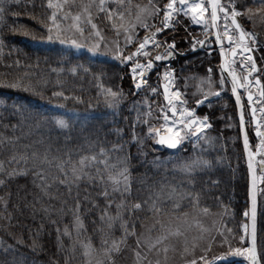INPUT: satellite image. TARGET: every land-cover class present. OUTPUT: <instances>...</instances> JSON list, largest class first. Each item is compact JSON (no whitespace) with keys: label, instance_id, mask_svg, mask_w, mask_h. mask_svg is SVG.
<instances>
[{"label":"trees","instance_id":"obj_1","mask_svg":"<svg viewBox=\"0 0 264 264\" xmlns=\"http://www.w3.org/2000/svg\"><path fill=\"white\" fill-rule=\"evenodd\" d=\"M155 1L159 3L163 0ZM138 2L139 0H123V4L120 5L119 0H116L110 7L125 13L129 10L128 6H136L126 4ZM4 6L3 20L0 21V41L3 42L0 46V138L7 137L9 140L0 147V160L5 162V168L8 170L13 167H24L23 161L19 165L8 163L9 157L13 155H27L29 160L26 166L27 174H19L10 179L4 176L5 184L0 185V198H2L0 199V259L7 260L8 264H12L13 259L15 264H71L78 258L74 257L73 251L67 248L73 237L65 235L64 228L67 227L70 233L73 232L70 223L74 220L73 210L77 195L81 204L80 219L84 227L83 231L85 230L84 234L87 236L84 237L82 234L81 240L86 242L88 238L93 247L97 245L102 247L103 239L116 240L121 237L122 230H125L123 225H120L121 222L126 221V228L129 231L130 228L133 229V225L129 224L131 216L132 218L135 216L138 220L149 217L147 215L149 212L145 208L140 216L141 209H132V204L137 201L143 202L145 199L149 201L152 198L150 193L154 188L152 185L146 186L151 182L145 181L147 177H141L143 172L146 174L145 163L152 158L155 150L145 131V128L153 124L150 122L152 118L146 117L147 120L144 119V122L140 120L139 113L146 103L140 101H144L143 95L133 94L130 88H124L123 84L129 86V82L125 83L122 79L125 68L120 62L92 55L86 51L76 53L69 49L64 50L59 44L45 38L47 28L40 20L51 24L47 16L54 10L47 8V0H18V2L6 0ZM171 39H176V50L187 47V38L180 27L170 35L168 40ZM200 56L204 55L201 53L193 55L192 61H188L186 57H176L177 67H182L180 73L183 75L189 73L191 75L189 77L198 75L199 71L192 73L195 67L199 63L203 66L209 61L208 57L203 61ZM17 61L20 63L17 64ZM73 67L77 68L75 74L70 71ZM16 82L30 84L35 91L10 86ZM108 89L122 93L116 108L109 107L105 102L104 93ZM61 91L68 97L67 99L52 95L53 92ZM221 100L212 101L208 108L201 105L198 113L206 115L208 112L216 116L217 112L213 111L214 105ZM195 104L190 103V105ZM54 118H64L68 121L69 127L58 128ZM212 123L215 126L213 130L217 132L211 128L213 131L211 135L215 140L209 146V153L207 152L206 155L209 159H214L213 167L208 169L207 173L202 172L195 180V186L190 189L199 191L203 198L199 200L198 206L201 209H209L211 214L217 210H228L231 201L236 203L232 210L234 218L230 219L229 224L233 221L238 225L241 219L240 212L245 207L242 199L230 200L224 195L230 188L228 185L224 187L223 181L218 183V188L221 190L217 192L215 191L218 188L211 183L222 171L232 169L223 165L232 164L235 153L240 148L237 127L233 125L232 128L227 127L219 131L218 121ZM133 132L139 138L137 141L132 140ZM114 145L119 147L114 149ZM101 148L105 149L110 163H115L118 158L126 155L130 157L128 167L131 195L122 196L119 192H111L107 181H101L99 178L100 175L106 177L107 173L103 171L97 173L95 166L89 169L93 179L80 181L79 187L73 185L71 194L64 185L56 182H51L50 195H44L37 187L39 180L32 174L33 152L37 153L39 158L47 153L49 159L53 157L66 159L70 154L73 161H78L81 155L99 154ZM56 162L52 160L53 166L50 168L53 176L58 175L54 167ZM216 164H221L224 169L222 170L221 167L218 169ZM44 167L49 168L48 165ZM99 167L103 169V165ZM238 167L240 168L239 164ZM243 175V173L240 175L241 181L239 178L234 180L233 185L235 184L237 188L242 186V189L244 186ZM105 187H108L110 192L108 199L124 197L125 209L131 213V216L120 213L121 217L117 218V223L110 234L98 231L102 228L103 222L97 217L101 218L105 210L111 211L116 204L105 206L107 205L105 197L99 195ZM259 190L263 193L262 198L259 199L258 214L261 248L259 255L262 258L261 264H264V183ZM230 192L232 193V189ZM141 193L145 197L142 201L135 198ZM239 195L240 191L237 189L234 196ZM149 204L150 202L143 206L149 207ZM193 204L192 201L184 203L179 206L177 212L192 208ZM45 208L48 209L47 212ZM153 216L155 213H152L151 217ZM57 228L60 229L59 233ZM135 229L138 228L134 225V231ZM8 246L14 251L10 250L4 255L3 249Z\"/></svg>","mask_w":264,"mask_h":264},{"label":"rangeland","instance_id":"obj_2","mask_svg":"<svg viewBox=\"0 0 264 264\" xmlns=\"http://www.w3.org/2000/svg\"><path fill=\"white\" fill-rule=\"evenodd\" d=\"M59 2L63 3V0H59ZM115 2L116 0H105L106 5L109 7L111 3ZM155 2L154 3L156 5L163 8L164 4L166 3V0H163L159 3L158 1ZM221 2L225 4V6L231 7V5H228L227 0H221ZM86 3L93 4V7L91 9L92 15L90 17L92 21L91 24L87 22L89 17L84 14L81 15L79 21L73 19V16L81 12L82 5ZM98 3L99 0H68V3L64 4L63 9L58 10L57 12V22L60 25V29L63 30L64 36H75V38L82 45L80 48H76L68 44H61L59 40L52 41L59 44L64 50L69 49L76 53L86 51L90 52L92 55L100 56L102 58H109L111 60L114 59L118 63L120 62V64L125 68L122 74V79L123 81H125V83L129 82L130 86L129 87L128 85L126 86L125 84H123L124 88H130L133 94L143 95L144 101H140L146 104L145 106H143V109H141L139 113L140 120L144 122V119L147 120V118L149 119L151 117L152 119L150 120V122H153V124L150 127H152L153 129H160L163 133L168 132L166 125L171 126L173 119H181V117L179 116V112L183 110V107L195 109L194 105H190V103L193 104L196 102V100L199 99L203 102H207L205 106L206 108H208V102H211V99L217 96L215 95L217 91L219 92L218 96L222 100L218 101V103L214 105L215 109L213 111L217 112L216 116H213L207 112L206 116L209 117V122H211L212 125V121L217 120L219 123V131H222L227 127L232 128L233 125L234 127H236L235 119L233 120V114L235 112L231 101L230 92L226 86V83L224 84L223 88H221L220 85L221 73L219 67L221 64V58L217 55L215 47L212 46L213 34L210 28L209 13L205 14V20L208 21L207 32L205 31V24H197L193 22L191 19V15L185 16L183 13H179L178 15L173 17V20L168 28H162V14L155 18L148 17L149 24H155V26L162 28V31L156 34V42L160 43L161 47L156 48L153 46L152 43H150L146 49L149 51L148 57L144 55H133L132 60H122L120 56L117 55V53H119L121 56H128L130 54L135 53L138 44L146 36L151 35L150 31H147L139 26H136L135 28H129L130 25L136 24V16L138 13L141 14L142 17L146 15L145 13H141V9L145 6H148L149 1L144 2L143 0H139V2L136 4H126L136 6H128L129 10L124 13L123 18L118 17L117 11L113 10L112 19L108 18L107 12L98 11L96 7ZM120 5L122 4L120 3ZM235 7L241 10V15L237 16V19L239 20L243 30L255 34L256 43L252 44L251 39L248 38V44L252 48V51L254 53V61L256 62L258 69L256 75L260 78L261 85L264 86V6L260 4V0H235ZM248 8L252 9L251 13L247 12ZM258 8L260 9L259 12L257 11ZM65 15H67V19L64 18ZM223 15L224 14L219 15V28L221 36H223L225 27V20L223 18ZM227 23L230 26L229 20L227 21ZM92 24H95L96 27L93 28ZM77 25L83 28L84 35H80L76 31ZM177 27L181 28V30L183 31V35L185 36V38H187V50L186 48H184L183 50L179 49L180 52L178 53H176V49L172 50L168 47V45H170L173 41L176 42V39L168 40V38L175 32ZM125 29H128V31H125ZM229 31L233 34L234 39H236L235 33L233 32L231 27H229ZM97 33L99 34L97 35ZM52 34L53 36H55V29H53ZM47 35L48 30L46 31L45 38H47ZM129 35L132 37L131 43H129L127 39ZM199 40H204L205 43L203 45L196 43ZM194 43L196 44L195 49H193L192 47ZM96 45H99L97 50L95 52L91 51V49ZM202 48L204 49L202 53L204 56H200L201 60L204 61V58L206 56H209V61L203 66H201V63H199L195 67V71L192 73H195L197 71H199L200 73L193 77H189L191 76L189 73H187V75H183V73H180L182 67H177V64H175V66H171L173 54L171 56H166L165 59L159 61L154 60V57L157 54L165 55L167 51L170 50L175 54V56H180L182 54H192L195 50H201ZM190 49H192V52H189ZM229 49L230 48L225 49V56H227ZM148 58L153 59L154 66L151 69L150 74H147V84L144 85L139 91H137L134 88L133 73L131 69L135 61L145 63ZM192 60L193 57L191 58V61ZM233 61L235 62L232 63ZM233 61H229L230 67L236 73H238L240 77L246 74L245 70L239 69L238 65V63L241 61H244V63L247 64L245 55L239 54ZM170 68L174 69V71L176 72L174 79L176 80V82L174 86H171V90L175 91L178 89L181 94V100L186 102L184 104H181L180 102L174 101L177 107V115L174 118L169 113L170 108L167 106V104L163 103V98L158 86L160 80L164 82L163 73L168 71V69ZM157 70L159 71V77L158 75H156L157 72L154 75V71ZM209 78L211 79V84H209ZM151 88H156L157 91L153 93L151 91ZM250 90L254 93L258 92V88L254 86ZM209 91H211L213 94L208 95L207 99H205L204 95ZM239 95L241 104L244 105V116L246 119V132L249 140V148L251 151L257 153L254 156L253 160L256 171L258 173L259 186L261 188L264 183V169H262L259 163L261 159V153H258L256 150V145L259 143V139L254 137V129L251 125V118L248 115V107L244 99H242L243 94ZM185 97L189 98L190 103L186 101ZM139 103L141 105V102ZM256 107L259 108L260 105L256 104ZM161 109H163V111H161ZM164 114H167L169 117V120L167 122L163 119ZM196 115L205 116L200 115L198 112H196ZM261 115V113L257 112V117H259V119L261 118ZM180 127L181 125L176 124L173 130L179 129ZM211 128L213 130L215 129V126L212 125ZM211 128L206 129L205 132L208 136L213 137L211 134L215 130L212 131ZM148 129L149 128H145L147 134ZM181 135H183V132H181ZM147 136L149 137V140H151L150 143L155 147V150H153L152 158L145 163L146 174L143 172L141 174V177H147L145 181L151 182L146 186H153L154 189L150 193L152 197L154 196V193L156 191L160 190L161 185L164 186L165 193L170 192L172 188H175V194L172 195L170 199L164 197L161 198L160 206L162 208V212L160 214H155V216L153 217L151 216L154 212L150 209V204L149 207H146V205L142 206L140 216L142 215L143 208H145L149 212L147 214L149 217H145L144 220H138L135 216L132 218L131 213L125 209V205L119 209V212L122 213L124 216H131L129 224L133 226L135 225L138 229H135L134 234L131 228L127 234L125 233V230H122L121 237L116 239L117 241H120L123 238V242L119 245L120 251L118 253H113L114 264H137L135 250H139L141 252L142 257L145 255L147 256V259L141 260V264H149V261H151L152 264H156L157 260H159L161 264H185L187 259H191L194 256L199 257L201 255H206V258L211 261V258L213 256L219 255L221 252L227 250L226 245L221 246L219 243L222 237L216 231L217 229L224 230V235L227 236L228 242L233 247H248L249 237L248 234L245 233L243 228V225L247 224V216H245L244 213L247 212L248 204V177L245 162L243 159V151L241 148V144L238 152L235 153V159L233 160V163H226L223 165V167H228L229 169H232L222 171L219 176H217V178L213 179V181L211 182L213 185H215V188H218V183L223 181L224 187L225 185H228V188H230V190H226V194L224 195H227L230 200L237 201L238 198L242 199V203L245 205V207L240 212L241 219L238 225H236L235 223H233V221H231V223L229 224L230 219L234 218L232 210L234 209V205L236 203L231 201V203L228 205V210H217L214 211L212 214L209 211L205 213L203 209L198 206V203L200 202L199 200H201L203 196L199 194V191H194L190 189L195 186V180L200 177V174L202 172L205 171L207 173V170L213 167L212 163L214 162V159H209V157H207L206 155L207 152L209 153L210 145L205 144L203 140H201L199 143H196L194 138L184 139L182 140L181 145L186 143L185 146L180 151L172 153V151L169 152L166 149L156 147L153 144L155 141L154 133L152 136H149V134ZM197 158H202L211 161V167L196 169L190 175L184 173L181 170L180 165L183 162L191 161ZM238 164L240 168L238 167ZM216 167L218 169H220V167L222 168V170L224 169L221 164H216ZM241 173L244 174V186L242 189V186L237 188L235 184L233 185L235 179H240ZM205 181H203V183H206ZM185 187L188 189V191ZM231 189L232 193L230 192ZM237 189L238 191H240V195L234 196L237 192ZM219 190L221 189L218 188L215 192ZM259 192L260 199L262 198L263 193L261 190H259ZM193 197H197V199H193ZM135 198L142 201L145 197L141 193L138 195V197ZM110 200L112 201L111 204L109 205L107 203V205L105 206L109 207L113 203H116L114 208L111 211L106 210L107 215L104 216V219L101 220L100 217H97L98 219H100V222H103L101 223L102 228H99L98 231H104L107 234H110L113 231L117 223V218L112 221H109L108 218L110 216L116 217L118 211L116 206L122 201L124 202L125 198L111 197ZM144 201H147V199H145ZM191 201L192 203H194L192 208L182 210V212H177L178 208H180L179 206L184 203L187 204ZM149 202L151 203L150 200ZM175 205L179 206L176 207ZM119 217H121V215ZM125 219L127 220V217H125ZM72 221L73 223L70 224H72L71 230H73V232L71 233V236L73 237V239L70 241L67 248L71 249L73 251L72 253L74 254V257H77L78 259L77 261H72L71 264H84V258L81 255L83 249L81 248L80 242L83 241L81 240L83 239L82 234L84 237L87 236L84 234V227H82V229H78L75 226V220ZM259 223L260 221L258 220L257 250L260 254L261 248L259 245ZM120 225H123V227L126 228L127 223L126 221H124L123 223L121 222ZM226 229H231V231L228 232ZM177 230L179 231V234H176ZM162 233H170L168 235L167 240L164 241V245H167L168 248L166 260L164 259L165 254L162 251L159 253L155 250L149 252L145 246L146 241L154 240L157 236L161 235ZM241 236L245 237L243 241H241L240 239ZM138 237L141 241V247L139 249H137ZM208 237H215V241L212 242L211 250L205 254L203 248L208 243ZM86 239L89 240L88 238ZM108 240L109 243H111L113 238H110ZM194 242L197 245L195 249L192 248ZM160 247H163V245H161ZM185 247L189 249L188 252L184 251ZM93 248L95 249V251L93 252L91 257L92 264H96V260H101L103 264H108L107 260L105 259L104 253L101 250L102 247H100V245H97ZM227 259L230 263L249 264V261L244 256L230 255ZM198 264H203V262L198 261Z\"/></svg>","mask_w":264,"mask_h":264},{"label":"snow or ice","instance_id":"obj_3","mask_svg":"<svg viewBox=\"0 0 264 264\" xmlns=\"http://www.w3.org/2000/svg\"><path fill=\"white\" fill-rule=\"evenodd\" d=\"M14 2H18V0H14ZM121 4H123V0H119ZM5 3L6 0H0V21L3 20V14L5 12ZM68 0H63V3L59 2V0H47V8L48 9H54L50 15L47 16V20L51 21V24H46L41 19L40 22L44 24V26L48 30L47 39L49 41L52 40H59L61 44H68L71 46H74L76 48H80L82 45L79 43V41L75 38V36L71 37H65L63 34V30L60 29V25L58 24V10H62L64 7V4H67ZM228 5H231V7L225 6L221 2V0H166V3L164 4L163 8L159 7L154 3V0H149V5L145 6L141 9V13H145V16H141V14H137L136 16V24L130 25L129 28H135L136 26L142 27L147 31L151 32L150 36H146L136 47V51L133 54H130L128 56H121L119 53H117L118 56L122 60H132L133 55L139 56L144 55L146 57L149 56V51L146 50L148 45L150 43L153 44L154 47L159 48L161 47V44L156 42V34L162 31V28H168L170 26V23L173 20V17L178 15L179 13H183L185 16L191 15V19L193 22L197 24H205V31L207 32V24L208 21L205 20V14L209 13L210 9V20H211V26L215 28L216 22L218 19H220L218 13H223V18L225 20V27L223 36H221L220 32L217 31L216 33V42L221 45V55H224V49H223V41L224 38H227V41L229 45H235L233 47H230V51L232 52L233 56H236L237 49H241L240 55H243L244 53H250L252 51V48L249 46L248 43H246V38H250L252 44L256 43V37L254 33L246 32L243 30L240 26V24L237 22V16L241 15V10L237 9L235 7V0H227ZM260 4L264 6V0H260ZM93 4L92 3H86L83 4L81 7V12L77 13L75 16H73L74 20L79 21L81 18V15L84 14L89 19L87 20L88 23H92L90 17L92 15V9ZM99 12H107L108 18L112 19V11L113 9L106 5L105 0H99L98 5H96ZM139 7V6H138ZM257 11L259 12L260 9L258 8ZM248 13L252 12L251 8L247 9ZM162 14V28L155 26V24H149L148 23V17L155 18ZM117 16L120 18H123L124 13L121 11H117ZM229 17H231V25H234V31L239 33L238 38L234 39L233 34L229 31V25L227 23ZM67 19V15L64 17ZM251 18V17H250ZM33 19H38L37 17H33ZM115 26V25H114ZM92 27L95 28L96 25L92 24ZM53 29L56 30L55 36H53ZM76 31L80 35H84L83 28L79 27L77 25ZM125 31H128V29H125ZM99 33H97L98 35ZM63 37V38H62ZM128 42L131 43L132 37L129 35L127 37ZM2 41H0V46H2ZM167 43V42H165ZM196 43H199L200 45H203L205 43L204 40H199ZM99 45L94 46L91 51L95 52ZM169 49L174 50L175 49V41H173L170 45H168ZM193 49H195L196 44L194 43L192 45ZM173 52L167 51L165 55L157 54L154 57V60L159 61L162 59H165L166 56H171ZM247 64L244 63V61H241V67L245 70L247 75H244L242 78L237 75V73L230 67V65L226 62L223 65V70L228 72V76L231 77V91L236 96V103L238 107L241 108L240 113V125L241 130L243 131L245 120H244V114H243V105H241L240 95L238 94V88H244L247 91V99L249 106L251 108V117L252 120L255 123V134L259 139V143L256 145V150L258 153H261V159L259 161L262 169H264V86L259 88L258 92V98L254 101L253 99V93L250 90V86L252 85L253 81L249 79V75L251 73H255L258 71L256 62L252 58L251 55L246 56ZM233 61L232 63H234ZM17 64L20 62L17 61ZM154 62L152 58H148L145 63H140L139 61H135L133 63L132 67V73H133V83L134 88L139 91L144 85L147 84V73L153 68ZM53 71H57V69H53ZM72 73H76L77 68L73 67L70 69ZM87 71V69H85ZM164 80L167 81L164 84V98L167 102V106L170 108L172 112V117L174 118L177 115V107L174 101L180 102L181 104L186 103L185 101L181 100V94L179 90L169 92V85L172 83V71H166L163 73ZM139 78V79H137ZM209 84H211V79L209 78ZM225 84V77L223 74L220 78V85L221 88H223ZM255 85L260 86L261 80L259 77H255ZM14 88H24L26 91H35L34 88L31 87L30 84H23L21 82H16L10 85ZM151 91L155 93L157 91L156 88H151ZM213 94L211 91L208 93H205L204 98L207 99L208 95ZM53 96L56 97H64V99H67L68 97L65 96V94L61 92H53ZM105 102L106 104L111 108L118 107L120 100L122 98V93H118L115 91H112L111 89H108L105 93ZM215 95H219V92L217 91ZM203 101L202 100H196V104L200 105ZM259 104L260 107L257 108L255 105ZM163 111V109H161ZM257 112L261 113V118L257 119ZM179 116L181 117L180 120H172V125L167 126V130L170 133L168 136H161L159 133V130L153 129L152 127H149L148 134L149 136H152L153 133L155 136L159 137L158 143L160 144H167L170 148H175L178 144L181 143L184 139L194 138L196 143H199L201 140L204 141L205 144L211 145L213 141L215 140L214 137H210L205 132L206 129H210L212 127L211 123L209 122L208 116H197L195 109L183 107V110L179 112ZM163 119L167 122L169 120V117L167 114H164ZM146 122V121H145ZM54 123L58 128L65 129L69 127L68 121L64 118H54ZM176 124L181 125L179 129L173 130L174 126ZM15 127V125L13 126ZM181 132H183V135H181ZM139 138L136 136L135 132H133L132 140L137 141ZM6 140H9V138L4 137L0 138V147L4 146V143ZM142 143V141H140ZM244 148L248 155V168L249 171L252 172L253 170V159L254 156L257 154L251 150H249V140L248 136L245 133L243 138ZM119 146L114 145L113 148L116 149ZM32 174L34 177H36L39 180V184H37V187L40 188L41 192L44 195H50L49 188L51 187V182L59 183L60 185H64L67 189L69 194H71V190L73 185L79 187V182L85 179H93L89 169L93 166L96 167V172L101 173L106 172V177L104 175H100V180L104 181L106 180L107 183L111 187V192H119L121 195L131 194V182H130V172H129V156H124L122 158H118L115 163H110L108 154L106 153L105 149L101 148L99 154L92 153V154H84L81 155L78 159V161H73L70 154H68L67 158H59V157H53L52 159H49V156L47 153L44 154L42 158H39L37 156V153H32ZM29 157L27 155H13L9 157V164H17L19 165L21 161H23L24 167H13L11 170H8L5 168V162L3 160H0V185L5 184L4 176H7L9 179L19 175V174H27L28 168L26 167L28 164ZM52 160H56L54 167L58 171V175L53 176L51 174L50 168L52 165ZM44 165H48L49 168L46 169ZM99 165H103V169L99 167ZM211 167V161L197 158L191 161L183 162L180 165L181 170L186 174H192L196 169L199 168H210ZM35 182V181H34ZM255 186V178H253V188ZM175 194V188H172L170 192L165 193L164 192V186L161 185V188L159 191H156L154 193V196L150 198V209L155 214H160L162 212V208L160 206L161 198H168L170 199L172 195ZM250 196L252 200V206H251V231L249 233V226L247 224L243 225L244 231L246 234L250 235V244L248 247H233L229 242L226 235H224V230L217 229L216 231L221 235L222 239L220 240L221 246H227V250L224 252H221L219 255H215L211 258V261H209L206 258V255H201L199 257H193L191 259H187L185 264H198V261H202L203 264H216L218 261L226 260L230 255L231 256H244L248 261L249 264H261V256L258 253L257 250V243H256V196L255 192L250 189ZM99 195L105 197L107 203L110 205L111 200L108 199L110 197V192L108 190V187L103 188ZM2 199V198H0ZM87 199V197H85ZM193 199H197V197H193ZM149 201H137L132 204V209H141L143 204H148ZM124 206L123 201L120 204H117V214L116 217H109V221H112L120 216L119 209ZM178 207L179 205H175ZM80 200L77 195V199L75 200V207L73 210L74 220H75V226L78 229H82L83 224L80 219ZM5 208H6V202H5ZM45 212L48 211L47 208L44 209ZM203 211L207 213L209 209L204 208ZM107 215V211L105 210L104 213L101 216V219H104V216ZM245 216H248L249 213L245 212ZM10 219V217H8ZM55 223V221H53ZM228 232L231 231V229H226ZM129 229L125 228V233L127 234ZM57 232H60V229L57 228ZM132 232L134 234V226L132 229ZM65 235H71L69 232V229L65 227L64 229ZM79 234V233H78ZM168 234L162 233L161 235L157 236L154 240L146 241L145 246L147 250L156 252H163L164 259H167V245H164V241L167 240ZM179 234V231L177 230V233ZM241 241L245 239L244 236L240 237ZM215 241V237H208V243L203 248L204 253L206 254L208 251L211 250L212 242ZM123 242V238L120 241H117L113 239L111 243H109L108 239L102 240V251L104 253L105 259L107 260L108 264H114V257L113 253H118L120 251V243ZM81 248L83 249L81 255L84 258V264H92V254L95 251L93 248V245L91 243V240H88L87 242L81 241ZM163 245V247H160ZM196 243L194 242L192 245V248L195 249ZM141 247V241L139 237L137 238V249ZM14 249H12L11 246H8L7 248L3 249V254L7 255L8 252ZM185 252H188L189 249L185 247ZM135 256L137 258V264H141L142 259H147V256L141 255V252L139 250H135ZM67 260V258H66ZM0 264H8L7 260L0 259ZM12 264H15V261L13 259ZM96 264H103L101 260H96ZM149 264H152L151 261H149ZM156 264H161L159 260L156 261Z\"/></svg>","mask_w":264,"mask_h":264},{"label":"water","instance_id":"obj_4","mask_svg":"<svg viewBox=\"0 0 264 264\" xmlns=\"http://www.w3.org/2000/svg\"><path fill=\"white\" fill-rule=\"evenodd\" d=\"M216 25L217 26L215 28L212 27V30H213L214 35H215V40H216V33L218 31V22H216ZM225 42H226V44H228L227 39H225ZM218 47L220 48L219 56L221 58L220 68H221L222 74L225 77V80H226V82H227V84L229 86V89L231 91V77L228 76V72L227 71L223 70V65L225 64L224 56L221 55V47H220L219 44H218ZM231 56L232 55H230V57ZM237 91H241V88H238ZM231 96H232V100H233V103H234L235 109H236V117H237V122H238V130H239L240 142H241V147H242V151H243V157H244V162H245V167H246V170H247V177H248V197H247V200H248V204L247 205H248V207H247V212L249 213V215L247 216V225L249 226V233H250V231H251V206H252V200H251V196H250L249 193H250V189H251L252 191L255 192V196H256V240H257V218H258V179H257V172H256L254 160H253V170H252V172L249 171V168H248V155H247V152L245 151L244 143H243L244 134L246 133V127H245V124H244L243 131L241 130V125H240L241 108L238 107V105L236 103V96L232 93V91H231ZM246 97H247V94H246ZM250 112H251V109H250ZM252 126L255 127V123H254L253 120H252ZM255 136H256V134H255ZM158 139H159V137H158ZM166 146L168 147L167 144H166ZM249 150H250V148H249ZM253 178H255V186H254V188H253ZM248 237H249V242H250V235L249 234H248Z\"/></svg>","mask_w":264,"mask_h":264},{"label":"flooded vegetation","instance_id":"obj_5","mask_svg":"<svg viewBox=\"0 0 264 264\" xmlns=\"http://www.w3.org/2000/svg\"><path fill=\"white\" fill-rule=\"evenodd\" d=\"M212 41H213V42H212V46H213V47L217 46V43H215L214 39H212ZM216 53H217V52H216ZM217 55H218V53H217ZM170 114H172L171 110H170Z\"/></svg>","mask_w":264,"mask_h":264},{"label":"bare ground","instance_id":"obj_6","mask_svg":"<svg viewBox=\"0 0 264 264\" xmlns=\"http://www.w3.org/2000/svg\"><path fill=\"white\" fill-rule=\"evenodd\" d=\"M229 64V63H228ZM230 65V64H229Z\"/></svg>","mask_w":264,"mask_h":264}]
</instances>
